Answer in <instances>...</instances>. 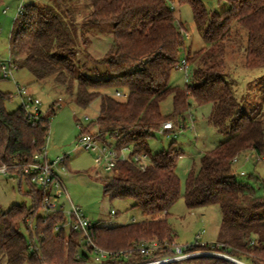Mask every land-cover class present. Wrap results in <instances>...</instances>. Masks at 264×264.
Listing matches in <instances>:
<instances>
[{"label": "trees", "instance_id": "16d2710c", "mask_svg": "<svg viewBox=\"0 0 264 264\" xmlns=\"http://www.w3.org/2000/svg\"><path fill=\"white\" fill-rule=\"evenodd\" d=\"M88 1L92 10L80 25L71 13L65 22L61 17L65 11L27 3L24 13L14 20L9 43L10 57L18 69L27 68L38 81L54 79L67 94L75 96L79 107L86 109L99 99L98 116L80 133L94 134L104 141L114 138L118 148L131 146L134 152L150 157L145 170L120 161L113 176L103 179V191L110 201L133 202L144 219L113 227L94 224L89 231L92 241L113 252L109 264H140L173 254L176 236L169 217L181 196L176 168L184 153L175 143L152 153L150 139L163 122L184 118L193 102L211 105L208 122L226 139L204 151L199 166L193 164L189 169L183 194L189 209L219 207L222 221L217 242L188 245L187 251L209 249L246 264H264V196L238 181L233 163L235 157L249 152L264 156V118L247 113L224 78L225 45L233 38V30L236 34L242 28L246 31L245 67L264 69V0H217L228 4L223 13L210 12L203 0H179L191 6L195 25L207 43L193 54L188 52L186 61L191 70L183 88L170 85L173 72L180 69L185 39L183 26L166 0ZM102 33L111 36V44L95 59L89 47ZM77 43L86 59L96 65V76L81 73ZM98 66L104 67L103 73ZM114 90L127 92L128 98L114 97L109 93ZM170 96L173 111L164 115L161 103ZM11 97L0 91V167L18 178L20 192L22 183L28 184L25 194L32 198V206L12 205L0 213V260L6 259V264L83 262L87 256L78 257L86 248L82 235L66 228L55 231L66 222L62 211L39 214L45 199L43 190L24 173L34 155L45 151L56 108L52 105L48 115L36 120L22 105L8 112L5 103ZM153 241L161 248L150 256L141 254V244ZM184 261L236 264L216 255Z\"/></svg>", "mask_w": 264, "mask_h": 264}, {"label": "rangeland", "instance_id": "374dc122", "mask_svg": "<svg viewBox=\"0 0 264 264\" xmlns=\"http://www.w3.org/2000/svg\"><path fill=\"white\" fill-rule=\"evenodd\" d=\"M20 0H2L0 2V61L10 57L9 39L17 18L16 8ZM35 3L40 6H48L60 11H65L61 16L65 22L73 15L80 25L83 17L92 10L88 0H25V3ZM210 12L223 13L228 8L225 2L219 3L217 0H203ZM59 3V5H57ZM174 12V17L183 26L185 39V49L181 52L182 60H185L188 52H194L207 46L201 33L197 29L191 6L188 3H180L174 0L169 4ZM9 7V13L3 11ZM91 8V9H90ZM109 28V27H108ZM241 28V27H238ZM246 31L242 28L236 34L233 30V38L225 45V71L224 78L231 85L235 96L243 109L252 114L253 117L264 118V69H247L245 67ZM111 44L109 34H99L94 37L89 47L90 53L95 59H99L107 51ZM79 54L77 64L81 73L89 76H96V65L86 59L81 51L80 44L77 43ZM187 62V61H186ZM181 66V65H180ZM187 72L183 67L175 70L172 74L170 85L183 88L189 81V63L186 64ZM104 67L98 66L99 72H104ZM19 87H24L35 98L40 99L39 109L43 114H49L52 105L56 106L59 98H62L61 106H56V113L50 119V133L46 145V155L48 160L57 161L54 164V171L59 176L65 188V194L57 200V205L69 220V211L72 204L81 208L82 213L90 219L92 224H103L109 227L128 224L144 219L142 213L133 208L131 201L121 200L110 201V197L103 191V179L113 176L112 172H107L98 167L95 162L96 154L87 151L79 146L80 130L79 121L84 124L88 116L91 120L96 119L99 114V99L84 109L75 102V96L66 93L65 87L57 84L54 79L48 78L38 81L27 68H20L14 74V79H0V91L12 95L11 100L5 103L8 112L15 111L22 105V98L18 94ZM113 94L112 91H109ZM193 106L185 113L182 129L177 136H167L159 131L150 139V149L152 153H157L167 149L172 143L183 151V156L177 163L176 173L181 179V196L170 210L169 223L174 233L176 244L180 246L211 244L217 242L218 233L222 221L220 209L217 206L200 207L189 209L183 197L185 191V180L189 169L196 163L199 166L200 157L204 151L215 148L221 141L225 140L224 135L218 134L214 127L208 122L211 112V105L198 106L192 102ZM173 111L172 96L161 103V112L169 115ZM112 145L116 141L109 140ZM241 156L235 164L236 178L254 187L258 195L264 196V160L257 159L256 155ZM241 172L245 174L242 175ZM28 184L22 183V192L18 189V178L11 177L8 173L0 172V213L7 211L12 205L32 206V198L25 193L28 192ZM114 210L116 215H112ZM42 209L39 214L46 215ZM70 221V220H69ZM68 230V228H67ZM22 232L27 235V229L22 227ZM194 258L213 253V250H197L193 252ZM0 264H6V259L0 260ZM179 264H197L184 261Z\"/></svg>", "mask_w": 264, "mask_h": 264}, {"label": "built area", "instance_id": "2783aa9c", "mask_svg": "<svg viewBox=\"0 0 264 264\" xmlns=\"http://www.w3.org/2000/svg\"><path fill=\"white\" fill-rule=\"evenodd\" d=\"M166 1L168 2V4H170L174 0ZM26 4L27 3H25V0H20L16 8L17 17L21 16L24 13ZM9 10L10 8L7 7L3 12L7 14L9 13ZM186 64L187 62L185 59L182 60L180 66L185 69V72H187ZM17 70L18 66L11 57L0 61V79H14V74ZM18 94L22 98V106L25 108L26 114L32 118H35L36 120H39L44 115L39 109V105L41 104L40 99L35 98L24 87H19ZM112 95L121 100H126L128 98V93L123 90H114ZM61 101L62 98H59L56 102V106H61ZM56 106L54 105L55 108ZM85 121L90 122L92 120L88 116H86ZM86 125L87 124H84L79 121V130H81ZM182 129L184 128L181 120L175 118L163 122L161 127L159 128V132L164 135H167L168 137H173L177 136V134L181 132ZM109 140H114V138L108 137L104 141L100 139L99 136H96L94 134L80 133L78 147H82L87 151L94 152L96 154V165L98 167L103 168L107 172H112V174L116 172L117 164L120 161L131 163L140 170H145L147 168L150 163V157L148 154L134 152L131 146L118 148L117 144L112 145ZM45 152L46 148L44 153L35 154L33 160L26 166H24V173L30 178L31 182L34 185L43 190L45 197L43 209L47 212L46 214H50L53 212L62 211V208H59V206L57 205V200H59V198L65 194V188L59 176L54 171V164L57 163V161L63 162L64 159H58L57 161L52 162L48 160ZM249 153H251L249 155H255L253 152ZM257 159L264 160V156H257ZM239 160L240 157L237 156L233 159V163L236 164L239 162ZM0 172L7 173V168L0 167ZM241 173L242 175L245 174L244 172ZM111 214L115 215L116 212L112 210ZM68 215L70 221H67L66 219V222L58 225L55 228V231L58 232L61 228H68V230L77 231L82 235V243L86 245V248H84V250H80L81 252L78 257L79 259H84V256H87V258H85V261L78 262L76 264H109L108 260H110L114 256V254L109 250H105L97 246L92 241L89 231L94 224H92L90 219H88L82 213L81 208L72 204L71 210L69 211ZM216 245L220 246L219 244ZM160 248L161 246L158 244V242H148L146 244H141L140 253L145 256H150L152 253L157 252ZM171 249L173 250V254L171 256L147 260L140 264H167L171 262H182L184 260L194 258L195 256L193 252L187 251V247L180 246L178 244H174ZM206 255H216L229 259L235 262L236 264H246L240 260L234 259L225 254H221L215 251Z\"/></svg>", "mask_w": 264, "mask_h": 264}, {"label": "crops", "instance_id": "0c3cea01", "mask_svg": "<svg viewBox=\"0 0 264 264\" xmlns=\"http://www.w3.org/2000/svg\"><path fill=\"white\" fill-rule=\"evenodd\" d=\"M241 158V157H240ZM196 164V163H195Z\"/></svg>", "mask_w": 264, "mask_h": 264}]
</instances>
